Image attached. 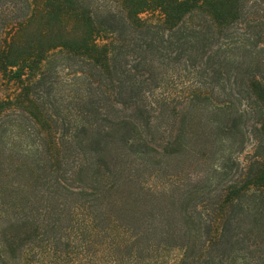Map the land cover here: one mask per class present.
<instances>
[{"label": "trees", "instance_id": "trees-1", "mask_svg": "<svg viewBox=\"0 0 264 264\" xmlns=\"http://www.w3.org/2000/svg\"><path fill=\"white\" fill-rule=\"evenodd\" d=\"M0 264H264V0H0Z\"/></svg>", "mask_w": 264, "mask_h": 264}, {"label": "rangeland", "instance_id": "rangeland-1", "mask_svg": "<svg viewBox=\"0 0 264 264\" xmlns=\"http://www.w3.org/2000/svg\"><path fill=\"white\" fill-rule=\"evenodd\" d=\"M142 17L145 18V19H152V18H157L158 16H157V14L144 13V14H142ZM252 144H253V142L251 140L248 141V143L245 144V146L243 148V151L240 154L235 156V153H234V157H235L234 159L239 158V160H242V161H244V159H246V158L249 159V157L253 154V145ZM224 147H227V144ZM235 148H236V146H235ZM227 149L228 148H226L225 152L222 153V155H221L222 157L228 156L230 154V151H228ZM231 153H232V151H231ZM222 157H221V159H220V157L216 158V159H218V161L221 160L219 162V164L223 162ZM170 172H171V174H174V172H176L178 174V176H179L178 179L180 178L179 179L180 182H184L186 184H188V180L187 179L189 177L190 178H194V177L200 176V175H204L206 177L214 176L212 169L207 170L206 166H198V165H196L195 163H192V162L191 163H187L182 169L179 168V167H175V168H173V170L168 171V173H170ZM214 181H216V179H213V182ZM151 183L153 185H156V184L159 183V181L156 180V181L151 182Z\"/></svg>", "mask_w": 264, "mask_h": 264}]
</instances>
